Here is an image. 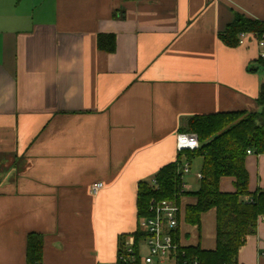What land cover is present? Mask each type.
Here are the masks:
<instances>
[{
	"label": "crops",
	"instance_id": "1",
	"mask_svg": "<svg viewBox=\"0 0 264 264\" xmlns=\"http://www.w3.org/2000/svg\"><path fill=\"white\" fill-rule=\"evenodd\" d=\"M236 14L264 23V0H0V264H25L30 233L41 264L115 263L118 238L140 228L138 182L176 161L187 118L257 109L256 48L220 39ZM201 163L189 159L175 231L181 247L213 250L215 209L184 220ZM245 166L248 190L264 188V154ZM238 264H264V217Z\"/></svg>",
	"mask_w": 264,
	"mask_h": 264
},
{
	"label": "trees",
	"instance_id": "2",
	"mask_svg": "<svg viewBox=\"0 0 264 264\" xmlns=\"http://www.w3.org/2000/svg\"><path fill=\"white\" fill-rule=\"evenodd\" d=\"M243 31L259 36L264 33V23L236 14L220 39L228 46H237L238 34ZM96 45L99 50L114 51V35L99 34ZM257 59L264 68V58ZM255 102L257 109L254 110L216 112L187 118L180 131L195 133L199 147L178 152L176 161L162 166L151 179L138 182L137 217H150L152 202L169 200L179 204L180 197L187 193L182 188L179 171L182 162L179 156L184 154L188 161L195 156L202 158V177L199 188L193 192L196 201L185 207L184 220L199 226L201 214L214 208L215 248L204 250L199 246H180L177 264H182L183 261L186 264H193V261L196 264H238L239 248L244 245L248 235L256 232L258 217H264V188L253 192L248 190V172L245 166L247 149L264 154V84L260 86ZM224 176L233 178L232 192L219 189L220 178ZM145 235L141 228L132 234L133 258L125 251L126 245L121 235L118 238L114 264H141L139 244ZM172 236L178 242L177 231ZM42 247L43 238L40 234H28L25 264H41Z\"/></svg>",
	"mask_w": 264,
	"mask_h": 264
},
{
	"label": "built area",
	"instance_id": "3",
	"mask_svg": "<svg viewBox=\"0 0 264 264\" xmlns=\"http://www.w3.org/2000/svg\"><path fill=\"white\" fill-rule=\"evenodd\" d=\"M245 44L253 45L257 50V56L264 58V33L258 36L252 32H240L238 34V45ZM198 147L199 141L195 133L179 132L176 134V149L178 152L187 149L194 150ZM250 153H252V150L247 149L246 154ZM179 171L181 178L189 172L188 160L182 162ZM196 177L200 180L201 173H197ZM102 187L103 183L101 181L93 182L90 185V193L95 195ZM150 209L152 210V216L140 218V228L146 233L143 238L146 254L142 256L139 253L140 263L163 264L166 261H171V264H177L176 260L180 245L174 241L172 234L179 224L180 208L178 204L169 200H161L152 202ZM125 251L132 258L134 257L132 244L126 246ZM182 264H186V261H183ZM193 264H196V261H193Z\"/></svg>",
	"mask_w": 264,
	"mask_h": 264
},
{
	"label": "rangeland",
	"instance_id": "4",
	"mask_svg": "<svg viewBox=\"0 0 264 264\" xmlns=\"http://www.w3.org/2000/svg\"><path fill=\"white\" fill-rule=\"evenodd\" d=\"M195 164H193V169L195 168L194 167ZM185 179V178H184ZM142 243V244H141ZM139 253L140 255L144 256L146 254V248H145V245L143 244V240L140 242L139 244Z\"/></svg>",
	"mask_w": 264,
	"mask_h": 264
}]
</instances>
